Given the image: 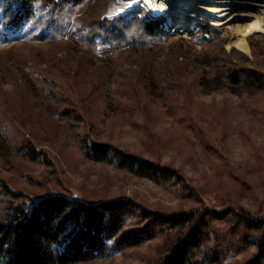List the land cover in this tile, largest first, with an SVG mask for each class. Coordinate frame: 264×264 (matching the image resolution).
Listing matches in <instances>:
<instances>
[{
    "label": "rangeland",
    "instance_id": "obj_1",
    "mask_svg": "<svg viewBox=\"0 0 264 264\" xmlns=\"http://www.w3.org/2000/svg\"><path fill=\"white\" fill-rule=\"evenodd\" d=\"M103 2L101 26L117 15H162L166 33L156 44L137 39L119 48L77 40L76 18L99 17ZM103 2L69 7L62 36L35 24L17 31L0 25V219L13 195L30 202L51 191L124 198L163 212L243 207L264 215V89L220 85L223 62L215 60L234 49L233 64L264 72V33H249L243 51L233 45L231 27L208 22L210 34L198 32L201 22L177 29L175 7L199 18L190 6H170V17L139 1L120 8ZM82 139L169 166L184 180L156 182L102 163L87 156ZM233 219L212 222L198 252L206 264H243L255 254L256 233L225 230ZM173 233L75 264H158Z\"/></svg>",
    "mask_w": 264,
    "mask_h": 264
},
{
    "label": "trees",
    "instance_id": "obj_2",
    "mask_svg": "<svg viewBox=\"0 0 264 264\" xmlns=\"http://www.w3.org/2000/svg\"><path fill=\"white\" fill-rule=\"evenodd\" d=\"M90 0H0L4 29L17 31L26 25L51 29L56 36L66 33L69 24L68 8H82ZM100 4L104 0H93ZM108 1V0H107ZM104 2L97 18H76L73 31L79 41L97 47L109 42L115 48L134 40L156 44L165 34V17L155 15L144 20L124 19L123 15L105 18ZM174 14L176 28L181 30L201 22L198 32H214L206 21L197 18L189 8H179ZM184 11L182 12V10ZM67 11V12H66ZM171 17L170 11L165 12ZM192 28V27H190ZM57 31V32H56ZM193 34V31H189ZM5 36V35H4ZM218 60L223 70L220 85L239 89H264V72L244 65L233 64L231 53ZM220 58V57H219ZM219 64V63H218ZM84 152L102 163H115L119 169L150 178L156 182L168 181L182 175L166 165L110 143L82 139ZM19 194V193H18ZM21 194L15 197L21 198ZM233 208V207H232ZM234 218L226 231L242 229L256 233L255 254L243 264H264V215L253 216L243 207L215 210L209 208L163 212L140 208L124 198L92 199L74 196L69 192L51 191L47 194L14 202V195L0 219V264H75L106 257L114 252L141 246L161 234L173 232L158 264H206L200 252L210 234L213 221ZM218 249L222 250L220 246Z\"/></svg>",
    "mask_w": 264,
    "mask_h": 264
},
{
    "label": "bare ground",
    "instance_id": "obj_3",
    "mask_svg": "<svg viewBox=\"0 0 264 264\" xmlns=\"http://www.w3.org/2000/svg\"><path fill=\"white\" fill-rule=\"evenodd\" d=\"M135 1L143 2L152 14L164 13L175 4L190 6L201 20L233 28V45L243 51L249 50V33H264V0H115L114 7Z\"/></svg>",
    "mask_w": 264,
    "mask_h": 264
}]
</instances>
